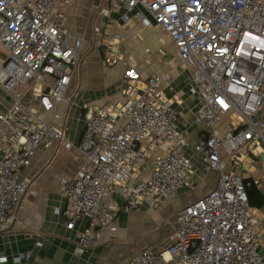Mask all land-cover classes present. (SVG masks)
<instances>
[{
	"label": "built area",
	"instance_id": "obj_1",
	"mask_svg": "<svg viewBox=\"0 0 264 264\" xmlns=\"http://www.w3.org/2000/svg\"><path fill=\"white\" fill-rule=\"evenodd\" d=\"M81 1L0 0V46L7 52L0 86L12 96L0 113V231L12 223L31 182L23 169L38 149L64 140L67 113L59 107L72 103L67 90L87 38L66 28L65 8ZM100 1L109 7L92 5L100 19L91 33L98 46L105 44L106 66L118 63L120 53L108 27L112 11L136 9L143 26L156 24L169 35L189 69L188 92L199 100L193 153L203 171L218 172L213 188L177 210L171 243L158 251L142 249L127 264H264L246 195L249 181L240 173L243 158L264 152V0ZM164 80L158 74L141 79L127 64L121 78L125 100L82 114L76 149L83 161L73 177L60 180L65 204L54 209L68 230L87 221L76 233L81 249L96 247L100 229L112 226L120 211L156 208L191 183L193 156L176 125L180 112L174 104L181 95L165 96ZM28 82L37 87L40 111L24 99ZM149 157V175L139 178L136 172ZM5 261L1 256L0 264Z\"/></svg>",
	"mask_w": 264,
	"mask_h": 264
},
{
	"label": "crops",
	"instance_id": "obj_2",
	"mask_svg": "<svg viewBox=\"0 0 264 264\" xmlns=\"http://www.w3.org/2000/svg\"><path fill=\"white\" fill-rule=\"evenodd\" d=\"M92 5L109 7L100 0H84L65 8L66 19L71 16L79 22L81 17L85 20L94 17L95 20H90L93 26L100 17ZM124 15L127 19L123 18ZM107 21L110 36L118 38L119 61L114 66H106L102 61L105 44L98 46L94 42L92 27L83 31L87 35L82 47L83 56L67 90V96L72 99L79 115L76 116L77 123L69 134L66 115L64 140L56 142L50 149H38L30 165L23 169V175L31 182L12 223L0 231V257H6L1 264H14L16 257L20 258L19 264H127L142 249L158 251L170 244L177 226V210L206 194L217 181L218 172L203 171L200 156L192 150V143L200 133V128L192 122L199 100L188 92L189 69L179 61L169 35L156 24L143 26L136 9L112 11ZM6 55V50L0 46V67ZM127 64L140 73L141 79L152 74L164 77L162 92L165 96L171 97L175 91L180 93L182 102L174 104L180 112L176 125L189 143L185 152L193 156L194 174L189 185L177 189L158 207L142 206L130 212L120 211L112 226L100 229L96 247L81 249L76 243V233L87 225V221L79 220L72 230H68L61 214L54 212L55 208H62L65 204L60 180L73 177L83 161L76 149L83 127L78 128L80 109L123 102L121 78ZM47 81L51 82L50 79ZM28 85L31 87L26 88ZM34 86L29 82L24 85V99L33 110L40 111L37 97L33 95L37 89ZM11 102V94L0 86V113ZM70 105L61 104L59 111L64 109L68 114ZM50 115L52 112L46 114ZM65 141L72 146L66 147ZM241 161L240 173L255 189L247 190V195L251 197L250 205L258 228V250L264 254V152L253 160L243 158ZM151 166L152 157H149L136 172L138 177H148Z\"/></svg>",
	"mask_w": 264,
	"mask_h": 264
},
{
	"label": "rangeland",
	"instance_id": "obj_3",
	"mask_svg": "<svg viewBox=\"0 0 264 264\" xmlns=\"http://www.w3.org/2000/svg\"><path fill=\"white\" fill-rule=\"evenodd\" d=\"M80 20H79V22H76L78 20H75V18H72L70 16L69 18H67L64 21V23H65V26H66L67 29L70 28L72 33H74L76 35H79V34H82V32L85 29L92 27L93 23L91 24L90 20H95V19H94V17H90L89 20H85L83 17H81ZM82 56H83V54H82ZM74 108H75V104L71 103V105L69 107V110H68V114H67V126H68L67 130L69 131V134H71L74 131V127H75V125L77 123L76 116L79 117L78 113L76 112V110ZM79 112H80L81 116H80V119H79V122H78V128H80V125L83 126L82 114H83L84 110L80 109ZM81 120H82V122H81Z\"/></svg>",
	"mask_w": 264,
	"mask_h": 264
},
{
	"label": "trees",
	"instance_id": "obj_4",
	"mask_svg": "<svg viewBox=\"0 0 264 264\" xmlns=\"http://www.w3.org/2000/svg\"><path fill=\"white\" fill-rule=\"evenodd\" d=\"M253 190V191H255V189H253V186H252V184H251V182H249V185H248V187H246V195H247V190ZM247 198H248V203H249V205L251 204V197H249L248 195H247ZM251 206V205H250Z\"/></svg>",
	"mask_w": 264,
	"mask_h": 264
}]
</instances>
